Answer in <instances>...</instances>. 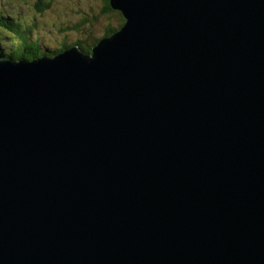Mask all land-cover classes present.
<instances>
[{
	"label": "water",
	"instance_id": "water-1",
	"mask_svg": "<svg viewBox=\"0 0 264 264\" xmlns=\"http://www.w3.org/2000/svg\"><path fill=\"white\" fill-rule=\"evenodd\" d=\"M109 5L0 60V264H264V0Z\"/></svg>",
	"mask_w": 264,
	"mask_h": 264
},
{
	"label": "rangeland",
	"instance_id": "rangeland-1",
	"mask_svg": "<svg viewBox=\"0 0 264 264\" xmlns=\"http://www.w3.org/2000/svg\"><path fill=\"white\" fill-rule=\"evenodd\" d=\"M38 1L0 0V13L13 20L22 18L28 20L30 24H38L35 26L37 31L32 42L39 40L43 51L54 50L63 39H67V42L74 38L83 39L89 33L101 36L104 26L109 23L117 25V19L113 14L111 16L99 14L102 0H42L43 11L40 12L35 7V3ZM93 15L98 18H93ZM83 17L90 18L93 25L88 22L82 24ZM19 24L21 25L20 22ZM3 37L6 39V36ZM11 44L13 43L11 42L7 46Z\"/></svg>",
	"mask_w": 264,
	"mask_h": 264
},
{
	"label": "trees",
	"instance_id": "trees-1",
	"mask_svg": "<svg viewBox=\"0 0 264 264\" xmlns=\"http://www.w3.org/2000/svg\"><path fill=\"white\" fill-rule=\"evenodd\" d=\"M102 2L103 3H101L99 14H102L103 16H111L113 14L117 19V25H112V23H109L104 26L101 30V36H95L93 33L88 32L89 34H87L83 39L74 38L69 42H67V39H63L62 42L56 45L54 50L46 49L43 51L39 44V40L32 42L33 36H35L34 34L37 31V28H35V25H33L35 23L30 24V22L24 19L13 20L10 17L5 16L3 13V15L0 13V60L28 61L41 55H58L66 50V48H71L73 46H77V49L85 54L91 53V48L96 46L99 40L116 32L124 22L121 14L118 11L112 10L110 8L109 0H102ZM36 9L39 12L43 11V6L37 4ZM93 16L95 19L98 18L96 15ZM87 22L90 23V25H93L90 18L88 19L87 17H83L81 19L82 24ZM3 36H6V39H4ZM11 42L13 44L7 46ZM45 52L48 53L46 54Z\"/></svg>",
	"mask_w": 264,
	"mask_h": 264
},
{
	"label": "flooded vegetation",
	"instance_id": "flooded-vegetation-1",
	"mask_svg": "<svg viewBox=\"0 0 264 264\" xmlns=\"http://www.w3.org/2000/svg\"><path fill=\"white\" fill-rule=\"evenodd\" d=\"M41 5V4H40Z\"/></svg>",
	"mask_w": 264,
	"mask_h": 264
}]
</instances>
